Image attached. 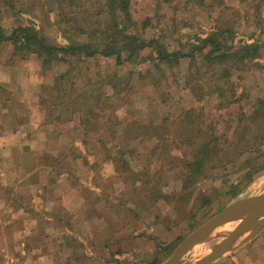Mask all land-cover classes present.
<instances>
[{
  "label": "rangeland",
  "instance_id": "rangeland-1",
  "mask_svg": "<svg viewBox=\"0 0 264 264\" xmlns=\"http://www.w3.org/2000/svg\"><path fill=\"white\" fill-rule=\"evenodd\" d=\"M9 2H12L14 7L5 5L6 9H12L14 12H17V8L20 9L18 12L27 11L28 17L36 20L55 42L59 44L65 42L58 36L57 28L52 23L58 18L55 0H9ZM177 2L181 4L177 15H174L173 8L168 3H163L160 12L157 13L158 0H131V10L134 18L139 21L148 16H157L156 21L161 20L163 24H169L172 17L177 16L189 20L196 26L200 23H209L207 11L197 3V0ZM223 2L228 17L238 20L241 31L250 32L258 29L257 32L261 30L264 32L263 11L260 12L262 25L258 27L256 20L259 0ZM217 3L219 0H215V4ZM262 37L264 40V35ZM173 38L175 37H171L169 41L175 47ZM11 49L12 47L7 45L1 50L0 68L11 69L16 71V74L19 72L20 75L16 77L18 83L22 87L29 86L34 81L25 74L26 71L32 70V65H26L25 61L31 56L11 57ZM37 58L40 63L38 56ZM91 62L93 68L117 70L120 74H127L133 68V65L128 63L121 67L115 66L113 57H102L97 62L92 59ZM188 63L189 60L182 61L176 68L177 77L172 76L170 70H167V82L162 83L159 89H153L134 79L133 89L124 94V99L127 96L128 98L118 103V116L123 126L137 120H153L159 123L165 116L178 122L183 118L184 110L194 108L202 116L199 121L203 128L209 131L213 128V132L220 136V145L225 150L222 155L229 157L224 158L228 160L216 167L211 175L190 187L193 198L189 197L183 188L185 171L177 157L188 156L189 152L186 149H175L170 152L173 156L160 152L151 155L149 150L155 144L154 139L132 141L139 152H135L134 156L127 152L125 156L129 165L124 167L122 161L118 159L122 155L121 152H111L112 155L107 157L103 155L96 135L89 137L86 140L88 142L84 144V133L78 114H75L72 121L64 124L51 122L46 117L44 108L40 106L37 96L29 97L32 106L23 110L18 107L17 102L9 103L11 98L8 89L4 85L0 86V112L3 114L0 117H3V128L8 131L11 128H19L16 140L23 132L29 134L26 152L21 154L20 161L15 162V166L27 165L29 169L37 166L38 170L42 166L48 167V171L44 169L45 175L40 177V181L46 186L37 196L45 198L50 196L55 199L60 197L56 195L58 193L53 185L61 172L68 174L69 183L80 185L84 181L81 189L82 201H77L75 197L77 194L69 189L68 197L70 199L75 197L71 200L74 202L73 210H68L63 205L62 209L59 203L53 205L52 212L56 214L57 220H53L51 224L48 220L40 223L43 229L37 232L40 235H37V242L30 246V249L20 245V242L16 241L18 237L11 234L6 240L5 253L0 254V264H163L184 237L229 203L264 193V170H261L262 167L259 165L260 162L264 163V143L255 142L252 151H246L257 134L264 132V118L260 119L263 124L255 125L257 119L245 115L250 114L257 98H264V67L257 66L243 73L237 72L232 81L240 100L230 107L220 109L217 107L219 97L216 94L197 100L185 86ZM66 68V64H60L49 73L41 72L39 80L49 83L55 73L63 72ZM108 91L111 92L110 89ZM162 91L166 92L167 101L161 98ZM1 99L4 102H1ZM118 99L120 97L116 98V101ZM25 113H28L27 121L20 125L19 115ZM43 121L45 122L42 123ZM236 136L248 141L244 148L234 149L226 142L227 138L231 140ZM4 148L5 150H2L0 147V160L2 154H5L4 164L13 166L14 162L11 161L13 159L7 157L11 153V147L4 145ZM53 157L61 160L56 166L51 165ZM247 158L250 160L248 164L244 163ZM250 166H258L259 172L249 180L247 177L244 178L243 171ZM0 175L2 181L7 184L8 181L14 180L13 175L19 180L24 173ZM51 187L52 189H49ZM154 188L156 193H167L170 198L167 200L162 197L153 198ZM65 191L64 189L63 192ZM234 191H238V194L233 195ZM4 193L7 195L5 191ZM204 194L210 196L211 201L203 202L201 198ZM188 200L187 206H175L179 201ZM193 202H197L198 208H195L192 217V213L187 216L186 213L192 208ZM5 212L9 214L10 210L7 209ZM87 212L89 215L93 213V220L88 222ZM261 215H254L250 220L254 221ZM233 223L236 226L240 222ZM262 235L264 227L241 243L238 248L244 244H251ZM246 236H242L240 240ZM223 238V236L214 238L194 248L185 256L182 264L195 263ZM119 250H125L126 254H117ZM232 252L223 256H229Z\"/></svg>",
  "mask_w": 264,
  "mask_h": 264
},
{
  "label": "trees",
  "instance_id": "trees-1",
  "mask_svg": "<svg viewBox=\"0 0 264 264\" xmlns=\"http://www.w3.org/2000/svg\"><path fill=\"white\" fill-rule=\"evenodd\" d=\"M5 1L13 6L9 0ZM55 1L58 18L52 23L58 36L65 40L63 44L46 35L34 19L28 18L23 25H0V48L3 42H11L12 57L26 58L37 54L42 73H49L60 64L67 65L63 72L53 75L51 82L42 84L39 100L46 117L51 122L64 124L78 114L84 144L89 137L96 135L103 155L107 157L112 155L111 152H121L118 159L124 167L129 165L125 154L139 152L132 141L154 139L155 144L149 150L151 155L160 152L173 156L170 152L175 149H186L188 156L177 157L185 171L183 188L193 198L190 187L228 160L224 158L229 156L222 155L225 150L220 145V136L213 132V128H210L212 131L203 128L199 121L202 116L194 108L184 110L183 118L178 122L165 116L159 123L137 120L123 126L118 116V103L133 89L134 79L159 89L167 82V70L177 77L176 68L183 58H188L185 86L194 97L203 100L216 94L218 108L230 107L240 100L232 81L235 74L257 66L264 67L263 30L241 31L238 20L228 17L223 0L217 4L215 0H197L209 17L208 24L197 26L177 16H173L169 24L156 21L157 16L139 21L133 16L131 0ZM163 3L173 8L174 15L181 8L177 0H158L157 13ZM263 6L264 0H259L256 7L258 27L262 25L260 12ZM173 36L175 47L170 42ZM102 57H113L115 66L128 63L133 68L127 74L93 68L91 60L97 62ZM118 97L120 99L116 101ZM166 97V92L162 91L163 101H167ZM245 115L257 119L255 125L263 124L260 119L264 118V98H257L250 114ZM258 141L264 143V132L257 134L246 151L251 152ZM226 142L238 149L244 148L248 141L236 136L231 140L227 138ZM53 160V166L61 162L56 157ZM249 161L247 158L244 163ZM259 165L264 170V163ZM257 172L258 166H250L245 168L243 176L250 180ZM152 193L153 198H170L167 193H156L155 188ZM237 194L238 191L233 192V195ZM201 199L205 203L211 201L205 194ZM188 202L179 201L175 206H187ZM195 208H198L197 202L192 203L186 215L192 213V217ZM124 253L125 250L117 252Z\"/></svg>",
  "mask_w": 264,
  "mask_h": 264
},
{
  "label": "crops",
  "instance_id": "crops-1",
  "mask_svg": "<svg viewBox=\"0 0 264 264\" xmlns=\"http://www.w3.org/2000/svg\"><path fill=\"white\" fill-rule=\"evenodd\" d=\"M5 5H8L11 8L14 7V5L10 6L8 3H5V0H0V25L8 26V27L23 25L27 22L28 18L32 19L28 17L29 13H27V11L18 12L20 9L17 8L16 9V11L18 12L17 13L12 11V9H6ZM31 7L32 9L34 8L33 6ZM262 11L264 12V6L262 8ZM44 31L45 34L48 35L53 40L52 36L49 35L46 32V30ZM7 45H10V47H12L11 49V54H12L13 45L9 41H5L1 44L0 53L1 50L4 49V46ZM30 56L31 57L28 60L26 61L24 60L26 65L29 66L32 65V70L26 71L25 74L28 75L32 79V81H34L29 86L22 87L18 83L16 77L20 75L19 72H17L16 74V71L15 72L11 71V69L7 70L3 67L0 68V86L4 85V87L8 89V93H10L9 97L11 98L9 103L17 102L18 107H20L23 110H27L32 106V104L28 100L29 97L37 96L39 99L41 87L42 84L44 83L43 80L42 81L39 80L40 76H42L41 75L42 70H41V61L39 63L37 58L38 55L31 54ZM182 61L188 62V58H183L181 62ZM1 102H4V100L1 99ZM39 104H40V100H39ZM40 106L42 107L41 104ZM27 114L25 113L24 115L21 114L19 115L18 123H20V125L26 123ZM0 115H3L2 112H0ZM44 122L45 121H43L42 123ZM3 124H4L3 117H0V147L2 148V150H5L4 145H9L11 147V149L9 148L11 153L7 157L13 159L11 161L14 162V165L13 166L5 165L4 164V162H6L4 156L5 154H2V159L0 160V174H2L3 176L4 173L15 174L17 172H20V173H24V175L20 176L19 180L17 177L15 178V176L13 175L14 180L12 182L8 181L7 184H5L2 181V178H0V254L1 255L5 253L4 251H6L5 248L7 246L6 240L8 237L11 236V234L13 236L18 237L16 241H19L20 245L27 246V249H30V246L32 247L37 242V235H40V233L37 232L43 229L41 228L40 223L42 221L45 222L48 220L49 223L51 224L53 220H57L56 214L52 212L53 209L52 206L53 205L55 206L56 203H59L60 207L63 205L64 208L68 210H73L72 207L74 206V202L71 200H73L76 197L77 201L79 200L82 201L81 189H82V183H84V181H82L80 185L75 184L73 182L69 183L68 174L59 172L60 175L59 176L57 175V178L59 179H57V182H55L53 186L56 189L55 190L56 193H58L56 195L60 197H58L57 199L50 198V196H48L47 198L41 196L38 197L37 195L40 193V190L44 186H46V184L40 181V177L45 175L44 173L48 169V167L42 166L38 170L37 166L32 169H29L27 165L25 166L22 164L15 166V162L20 161L19 158L21 157V154H24V152H26V149L29 145V134L27 132H23L20 135L19 139L16 140L15 136H18L17 131L19 130V128L18 129L11 128V130L8 131L7 129L3 128ZM38 153H42V152H38ZM39 173L42 174L38 176ZM6 189L11 190L12 192L11 191L8 192L6 191ZM49 189H52V187ZM64 189L66 190L65 192H63ZM69 189H72L77 194L74 198L70 199L68 197V195L70 194ZM4 191L7 193V195L4 193ZM7 209L10 210L9 214H5L6 213L5 211H7ZM87 213H88V216L86 217L87 222L89 220H93V213H90V215L89 212ZM83 226L85 227L84 224ZM67 231L69 232L70 230L67 229ZM20 238L23 239L20 240ZM211 264H264V235L253 240L251 244H244L243 246H240L229 256H222L221 258H218Z\"/></svg>",
  "mask_w": 264,
  "mask_h": 264
},
{
  "label": "water",
  "instance_id": "water-1",
  "mask_svg": "<svg viewBox=\"0 0 264 264\" xmlns=\"http://www.w3.org/2000/svg\"><path fill=\"white\" fill-rule=\"evenodd\" d=\"M264 210V193L237 199L225 206L216 215L198 226L184 237L174 248L170 257L163 264H182L185 256L194 248L214 238L224 237L219 243L193 264H211L219 257L234 251L238 246L264 227V214L251 223L240 225L227 232H219V228L234 214ZM247 235L241 239L242 236Z\"/></svg>",
  "mask_w": 264,
  "mask_h": 264
},
{
  "label": "bare ground",
  "instance_id": "bare-ground-1",
  "mask_svg": "<svg viewBox=\"0 0 264 264\" xmlns=\"http://www.w3.org/2000/svg\"><path fill=\"white\" fill-rule=\"evenodd\" d=\"M260 214L263 215L264 214V210L263 211H256V212L236 213L226 223H224L218 230L221 233L222 232H227V231L232 230L233 228H235L237 226L251 223L252 220H250V218L254 217V215H260ZM233 221H239L240 223L235 226Z\"/></svg>",
  "mask_w": 264,
  "mask_h": 264
}]
</instances>
